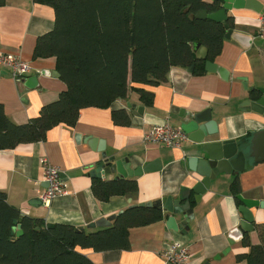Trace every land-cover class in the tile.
Instances as JSON below:
<instances>
[{
  "label": "crops",
  "instance_id": "1",
  "mask_svg": "<svg viewBox=\"0 0 264 264\" xmlns=\"http://www.w3.org/2000/svg\"><path fill=\"white\" fill-rule=\"evenodd\" d=\"M252 5L264 10V0H252ZM227 16L233 17V34L229 40L224 39L221 53L213 62L218 67L215 73L196 76L187 68H173L167 83L143 87L154 93L152 107L144 106L139 95L130 92L127 100H119L109 109H83L74 127L60 125L47 134L44 142L0 151V191L6 194L8 203L24 216L85 230L89 224L133 206L170 196L177 200L181 189L194 187L186 159L193 149L192 141L184 142L178 150L148 144L144 138L154 126L170 124L181 128L193 115L210 110L218 124L213 139L235 140L246 154L244 170L222 176L198 202L192 193L193 219L187 228L170 230V216L163 212L162 221L131 231L129 250L82 253L94 264H166L165 252L179 241L190 249L188 264H247L238 260L250 248L243 245L244 235L238 232L244 217L237 197L264 202V141L258 142L255 150L252 144L255 133L264 130V116L244 106L252 99L251 91L264 89V40L259 37L264 14L243 8L233 9ZM54 26V9L34 0H6L0 7V51L18 56L30 66V72L20 80L0 66V104L16 125L38 117L45 105L67 90L56 59L34 57L38 38ZM120 109L127 110L130 125L114 124L112 113ZM88 139L96 141L94 148L86 143ZM100 146L107 157L129 159L134 170L154 165L155 171L129 177L138 182V193L133 198L116 196L101 202L94 196L90 172L104 164L102 152L97 149ZM43 157L61 170L70 192L57 198L50 208L39 198L46 188ZM160 165L162 168L157 170ZM117 175H104L102 179L112 180ZM236 179L238 196L231 192ZM251 211L255 224L264 230V208ZM176 218L178 223L184 221L181 215ZM248 237L252 245L261 244L258 230Z\"/></svg>",
  "mask_w": 264,
  "mask_h": 264
},
{
  "label": "trees",
  "instance_id": "2",
  "mask_svg": "<svg viewBox=\"0 0 264 264\" xmlns=\"http://www.w3.org/2000/svg\"><path fill=\"white\" fill-rule=\"evenodd\" d=\"M55 12L54 29L39 37L35 58L53 57L67 90L45 105L39 116L23 125L14 124L0 104V151L21 144L44 142L47 134L60 125L74 127L80 112L87 108L109 109L130 92L141 103L152 107L154 93L143 87L167 83L173 68L194 66V75L207 73L206 63L220 55L226 26L233 29V17L225 23L198 19L197 15L220 9L218 3L204 0H34ZM6 0H0V7ZM197 45L207 49L205 60H196ZM258 99L259 92H250ZM115 125L128 126L127 110L112 113ZM231 192L238 196L237 181ZM92 191L101 202L112 197L133 198L138 193L136 179L103 180L93 178ZM164 218L157 208L132 207L103 229H85L66 224H47L22 215L8 203L0 191V264H94L82 253L124 251L130 249L135 228L155 224ZM18 227L23 234L17 236ZM261 244L250 243L244 234L243 245L250 248L238 257L247 264H264V230Z\"/></svg>",
  "mask_w": 264,
  "mask_h": 264
},
{
  "label": "water",
  "instance_id": "3",
  "mask_svg": "<svg viewBox=\"0 0 264 264\" xmlns=\"http://www.w3.org/2000/svg\"><path fill=\"white\" fill-rule=\"evenodd\" d=\"M218 3L220 9L213 13H208L206 10L201 11L198 15V19H209L214 22L225 23L228 19V12L233 9H252L258 13H263L262 6L255 8L252 5V0H211L210 4ZM261 8V9H260ZM227 34L226 40L231 38L233 30L226 26ZM207 49L201 45H197L195 58L196 60H205L207 57ZM206 70L210 73H215L218 67L212 62L206 63ZM190 72L194 71V66L189 69ZM258 91V90H257ZM258 99H250L244 103L247 111H252L260 116H264V89H260ZM130 107V106H128ZM216 126L218 124L212 118V112L210 110L196 114L191 117L190 121H185L182 124V131L186 133L189 140L193 143V149L189 155L186 154V159L189 166V171L192 173L191 178L194 180V187L192 189H181L178 199L174 200L173 197H167L161 199L155 203L140 204L133 207H147L157 208L170 217L167 221L168 228L172 231L178 232L181 228H187L190 220L193 219V201L191 200L192 193L195 194V201H199L202 195H204L211 188L212 183H218V181L224 175H229L233 171H243L245 168L246 154L243 150H240L238 143L235 140L228 141H216L213 139L216 133ZM264 141V130L255 133L252 144L255 146V150L258 142ZM92 148L96 141L88 139L86 141ZM102 152V158L104 164L97 169L90 172L92 178L102 179L104 175L118 174L115 179H126L129 177H138L146 172L155 171V167L152 164L142 168L139 167L136 170L131 168L129 159L116 160L115 157H107L105 149H100ZM114 163L113 165H111ZM162 166L160 165V170ZM237 199L242 204L239 211L243 215L244 220L241 223V227L238 232L243 236L245 233H252L255 231L254 217L252 215L253 209L264 208V202L245 199L242 196H238ZM120 214H123L122 212ZM119 214V215H120ZM119 215H112L107 218L99 219L87 226V229H103L111 227L113 222ZM177 215H181L184 221L178 223ZM79 230H84L80 228ZM23 232L18 227L17 236H21Z\"/></svg>",
  "mask_w": 264,
  "mask_h": 264
},
{
  "label": "built area",
  "instance_id": "4",
  "mask_svg": "<svg viewBox=\"0 0 264 264\" xmlns=\"http://www.w3.org/2000/svg\"><path fill=\"white\" fill-rule=\"evenodd\" d=\"M259 37L264 40V17H262ZM0 66L10 70L14 79L20 80L30 72L29 64L22 58L8 55L0 51ZM188 135L181 128L170 124L154 126L144 141L148 144L164 145L171 149H181L184 142L188 141ZM43 169V181L45 190L40 193L42 204L50 208L52 203L59 197L70 194L68 185L63 181L61 170L52 165L47 157L41 159ZM166 264H188L191 258L190 249L179 241H174L164 254Z\"/></svg>",
  "mask_w": 264,
  "mask_h": 264
}]
</instances>
